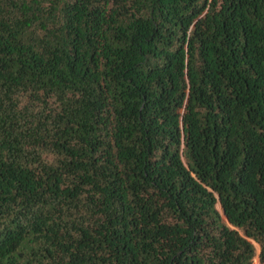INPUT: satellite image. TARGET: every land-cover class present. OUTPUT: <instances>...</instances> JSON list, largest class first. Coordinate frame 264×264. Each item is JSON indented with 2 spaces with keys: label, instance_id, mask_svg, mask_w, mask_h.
Instances as JSON below:
<instances>
[{
  "label": "trees",
  "instance_id": "trees-1",
  "mask_svg": "<svg viewBox=\"0 0 264 264\" xmlns=\"http://www.w3.org/2000/svg\"><path fill=\"white\" fill-rule=\"evenodd\" d=\"M255 243L264 264V0H0V264Z\"/></svg>",
  "mask_w": 264,
  "mask_h": 264
},
{
  "label": "rangeland",
  "instance_id": "rangeland-1",
  "mask_svg": "<svg viewBox=\"0 0 264 264\" xmlns=\"http://www.w3.org/2000/svg\"><path fill=\"white\" fill-rule=\"evenodd\" d=\"M218 208L221 210L220 205L218 206ZM255 247H256V255L254 257L253 264H256L257 261L260 262V264H263L260 260L261 247L258 243H255Z\"/></svg>",
  "mask_w": 264,
  "mask_h": 264
},
{
  "label": "bare ground",
  "instance_id": "bare-ground-1",
  "mask_svg": "<svg viewBox=\"0 0 264 264\" xmlns=\"http://www.w3.org/2000/svg\"><path fill=\"white\" fill-rule=\"evenodd\" d=\"M256 264H260V262L257 261Z\"/></svg>",
  "mask_w": 264,
  "mask_h": 264
}]
</instances>
